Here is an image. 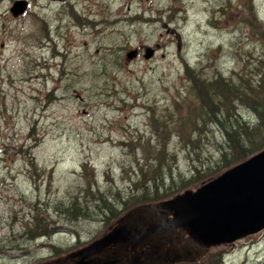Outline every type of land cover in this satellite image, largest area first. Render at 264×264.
Returning <instances> with one entry per match:
<instances>
[{
	"label": "rangeland",
	"instance_id": "1",
	"mask_svg": "<svg viewBox=\"0 0 264 264\" xmlns=\"http://www.w3.org/2000/svg\"><path fill=\"white\" fill-rule=\"evenodd\" d=\"M16 1L0 0V264H73L114 229L98 189L109 202L128 198L156 153L166 156L161 173L171 168L176 180L216 165L226 143L215 122L225 113L202 83L260 79L264 0H25L15 17ZM248 103L231 97L229 107L246 122ZM73 199L90 216L58 210ZM160 212L125 221L144 231ZM36 215L51 237L28 240ZM218 253L222 264H264V230L175 264H209Z\"/></svg>",
	"mask_w": 264,
	"mask_h": 264
},
{
	"label": "water",
	"instance_id": "2",
	"mask_svg": "<svg viewBox=\"0 0 264 264\" xmlns=\"http://www.w3.org/2000/svg\"><path fill=\"white\" fill-rule=\"evenodd\" d=\"M28 2L18 0L11 8L17 17L28 10ZM155 50L146 49L145 59L154 56ZM137 51L128 54L132 60ZM150 210L161 211V220L146 230L131 227L126 219L136 213L144 216ZM140 218V217H139ZM141 219V218H140ZM143 219V218H142ZM134 221V219H133ZM179 229L186 230L190 239L176 251L159 253L163 244ZM264 230V151L235 166L196 191L158 204L145 205L127 214L121 224L109 234L72 255L73 264H124L126 250L146 246L156 235H162L155 250L142 251L127 260V264H175L191 260L193 254H203L208 247L233 244L247 236ZM149 245V244H148ZM147 245V246H148ZM114 251L110 253V250ZM197 249H201L200 251ZM114 256L109 257L108 254ZM103 257H105L103 259ZM123 262V263H122Z\"/></svg>",
	"mask_w": 264,
	"mask_h": 264
},
{
	"label": "trees",
	"instance_id": "3",
	"mask_svg": "<svg viewBox=\"0 0 264 264\" xmlns=\"http://www.w3.org/2000/svg\"><path fill=\"white\" fill-rule=\"evenodd\" d=\"M262 52V58L257 62V67L255 65V72L257 76H260V79H257L256 83L248 78H242L240 81L237 79L229 81L222 77L213 80L211 83H202L203 89L207 93L205 96L212 104L213 102L220 103L225 113L224 119H222V115L219 114L215 122L221 129L226 143L225 145H219L220 148L218 152L220 156L216 165L208 167L203 166L202 168L195 167L188 177L186 175H178V180H176L173 169L171 168L168 172L161 173V167L165 163L166 156H160L156 153L154 162L152 163L156 164V167H151L150 170L140 168L139 184H135L137 192L131 193L126 199L118 196L117 193L116 196L118 198H112L114 201L118 200V206H115V202L112 200L109 202V197L98 189V198L96 201L100 212L109 214L107 221L110 218H112V221L117 219L114 228L118 225V219L129 211L136 210L145 205L173 200L178 198L183 192L186 193L197 190L228 170L264 151L263 43ZM215 96H220V98H215ZM231 97H233V102L239 101L240 103L248 98V105L251 107V113L253 114L249 121L245 122L237 113H232L229 107ZM253 119H256V124L254 126H252ZM161 150L165 152L163 148H161ZM86 167L87 165H83L84 169H86ZM73 200L74 201L70 202L66 207L64 205L59 206L58 210L74 216L75 218L90 216L87 205L83 207L77 199ZM53 231L54 229L48 231V226L45 224L42 215H36V217L33 218L32 224L26 229V235L28 236V240L32 241L37 238L51 237V235L54 234ZM52 248L58 250L56 247ZM222 255L223 253L211 254L210 262H207L210 257V255H207L203 260L209 264H222ZM214 257L216 258L214 259Z\"/></svg>",
	"mask_w": 264,
	"mask_h": 264
},
{
	"label": "flooded vegetation",
	"instance_id": "4",
	"mask_svg": "<svg viewBox=\"0 0 264 264\" xmlns=\"http://www.w3.org/2000/svg\"><path fill=\"white\" fill-rule=\"evenodd\" d=\"M138 53H139V51H138ZM137 56H138V54H137ZM167 233L169 235V237L167 238V240H169L171 238H174V242L172 244L166 245L164 247L165 250L169 249L171 246H174V245H177V244L179 245L180 243H184V241L185 242H188V240L190 239L189 234H187L186 230H183V229H179L177 232H175L171 236H170V232L169 231ZM146 249H147V246L145 247V249L141 247L140 250H138V249L137 250H134V249L133 250L132 249L131 250L130 249L129 250H126V254H127L128 258H126V260L123 261L124 264H127L126 263L127 260H129L130 258H133L134 255H136V254H138V253H140V252H142L144 250L146 251Z\"/></svg>",
	"mask_w": 264,
	"mask_h": 264
}]
</instances>
